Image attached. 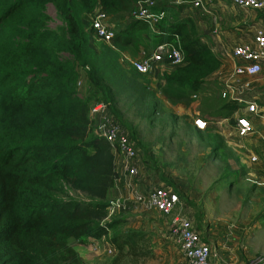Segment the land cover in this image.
<instances>
[{"label": "trees", "instance_id": "1", "mask_svg": "<svg viewBox=\"0 0 264 264\" xmlns=\"http://www.w3.org/2000/svg\"><path fill=\"white\" fill-rule=\"evenodd\" d=\"M146 1L0 0V264H83L70 239L87 244L107 237L120 254L126 248L138 254L149 240L142 230H125L124 216L108 217L118 179L116 155L94 132L90 114L95 104L104 103L122 118L119 96L129 90L150 114L160 105L150 99L155 92L149 83L137 86L142 73L134 67L136 73L128 72L120 63L119 46L143 44L151 52L159 43L172 42L183 60L160 69L162 95L178 102L194 94L207 99L218 94L204 110L208 126L221 113L232 116L235 106L221 94L225 85L215 80L216 87L210 86L221 56L202 40L192 18L163 19L154 28L136 18L134 12ZM48 3L62 18L58 30L49 25ZM96 10L108 17L130 16L124 28H114L112 43L99 48L92 44L93 28L85 24ZM145 31L154 38L152 46ZM81 76L98 101L81 96ZM149 160L144 166L151 165Z\"/></svg>", "mask_w": 264, "mask_h": 264}, {"label": "rangeland", "instance_id": "2", "mask_svg": "<svg viewBox=\"0 0 264 264\" xmlns=\"http://www.w3.org/2000/svg\"><path fill=\"white\" fill-rule=\"evenodd\" d=\"M216 1L209 11L192 4H182L180 7L181 4L177 5L175 0H156V6L169 10L165 22L192 18L199 36L214 50L216 47L212 37L222 34L223 30L230 34L227 40L234 42L239 37L253 38L255 27H264V11L225 7L226 3L230 4L227 0ZM224 7L226 9L223 10ZM46 12L50 17V27L60 29L62 18L52 3L47 4ZM92 17L89 15L85 18L88 29ZM129 18L127 13L108 17L107 24L116 31L121 30ZM252 18L262 19L258 21L261 24L253 25L256 22ZM143 34L148 37L149 46H152L153 36L148 31ZM93 36L94 47L99 48L106 43L95 34ZM146 48L143 44L139 47L134 44L119 46L120 63L128 72L136 73L132 61L149 53L148 50L146 53L141 50ZM161 68L171 67L164 61L159 62L153 71L141 74L142 77L138 78L141 85L137 82L141 89L143 84L149 83L150 90L155 92L150 99L160 100L156 112L150 114L145 103L136 101L130 90L128 93L122 91L119 107L123 117L119 120L124 123L131 138L132 134L135 135L136 140H132L144 163L145 159H151L150 166L145 164L151 179L179 186L181 198L185 197L181 201L189 216L202 236L211 241L218 256L221 254L224 264H232L235 259H238L237 264H246L249 260L264 263V172L260 168L264 162V151L260 150L264 148L263 141L255 134L238 138L231 118L228 120L225 117L226 113L219 114L215 124L200 129L201 132L195 130L194 118H206L207 112L204 110L211 108L218 94L208 99L191 95L175 102L161 93L164 86L159 78ZM263 76L264 69L257 79ZM80 80L78 88L81 96L87 97L90 102L98 101V96H94L95 90L85 78L81 76ZM210 80V86L215 88L213 83L216 79ZM211 135L220 136L214 142L209 140ZM253 152L259 156V161L251 165ZM121 215L128 220L125 230L134 228L146 233L149 238L146 245L138 254L128 253V248L120 254L107 237L91 239L87 244L70 239L80 253L83 264H184L177 240L170 231V216L139 206L123 209L117 213V216Z\"/></svg>", "mask_w": 264, "mask_h": 264}, {"label": "built area", "instance_id": "3", "mask_svg": "<svg viewBox=\"0 0 264 264\" xmlns=\"http://www.w3.org/2000/svg\"><path fill=\"white\" fill-rule=\"evenodd\" d=\"M182 0H177L180 3ZM196 8L209 11L216 0H187ZM230 4L243 10H264V0H227ZM156 0H147L146 6L134 12L136 18L149 22L152 28L167 15L164 10H156ZM108 15L96 10L91 20L94 34L107 43H112L115 30L107 24ZM146 53L145 49H142ZM148 52V51H147ZM132 61L133 67L142 74L150 73L157 63L169 60V67L180 64L183 53L172 42H162L153 51ZM235 62L233 83L225 85L221 94L223 98L235 106L232 116L233 129L238 138H247L255 134L257 120L264 121V86L256 81L258 74L264 69V27L256 26L252 42L235 44L228 54ZM222 83V82H221ZM196 97V94L193 95ZM94 132L104 137L113 147L116 155L117 181L131 190L139 181L145 168L139 150L136 148L126 126L111 112L104 103L95 104L91 109ZM231 120V119H230ZM194 123L199 129L208 127L202 117H195ZM259 161L257 154H252L253 164ZM264 172V167H263ZM116 185V184H115ZM119 188V187H118ZM135 203V204H134ZM141 207L147 210H158L170 216V231L176 238L179 248L187 264H216L212 247L204 240L196 228L194 220L184 209L181 198L171 187L156 181L142 190L134 191L133 197H115L110 199L108 217L116 215L123 209ZM246 264H264L257 260H249Z\"/></svg>", "mask_w": 264, "mask_h": 264}, {"label": "crops", "instance_id": "4", "mask_svg": "<svg viewBox=\"0 0 264 264\" xmlns=\"http://www.w3.org/2000/svg\"><path fill=\"white\" fill-rule=\"evenodd\" d=\"M219 3H220V1H219ZM177 4H179V3H177ZM229 5H228V3H226L224 6L225 7L234 8V5H230V6ZM225 7L223 8V10L226 9ZM253 15H254V13H253ZM252 20L256 22L253 25L261 24L258 21H262V19L255 20L254 18H252ZM221 30H223L222 27H221ZM226 32H228V31H224L223 30L222 34H217V36H213L212 37V41L215 43V47H216V50H214V48H213V51H215L216 53H219L218 55L221 56L223 62H222V65L220 66V68L209 79H216V80H218L219 82H222V83H233L234 80H235V74H234L235 62L232 59L229 58L228 54L230 53L231 49L233 48V46L235 44L252 42L253 38L246 39V38L239 37V39H234V42H233L231 40H227L228 39L227 37H230V34H228ZM235 37H236V34H235ZM256 81H259V83L264 86V76L262 77V79H257L256 78ZM256 123H257L256 124L257 131H256L255 135H257L259 140H262L263 141L262 143H264V121L257 120ZM260 150L264 151V148H262ZM255 153L253 152V154H255ZM250 164L252 165L253 163L250 161ZM262 164H263V166L260 167V168L263 170L264 162ZM147 169H148L147 167H145V169L143 168L141 177H140L139 181L136 183V185L134 186V188L132 190L129 187H125L124 185L122 187L121 186L122 182L121 181H117L116 185L112 189L111 198H115V197H118V196H121V197H133L134 191L142 190L147 185L154 183V181L150 177L151 176L150 173H148L146 171ZM250 173L252 174L253 171H250ZM260 174L263 176V172H261ZM167 185L169 187H171L173 190L179 191L180 194L179 193L178 194H179V196L181 198V190L179 189V186L177 184H167ZM184 198L185 197L181 198V200H184ZM183 203L184 202H182V204ZM183 207H184V204H183ZM184 209H185V207H184ZM185 210L188 212L187 209H185ZM206 242L212 247L213 259L216 262V264H224V260L221 258V254H220V256H218V253L215 252L214 246L212 245L211 241H209V239L207 238ZM237 261H238V259H235L232 264H237ZM184 264H187V261H186L185 257H184ZM229 264H231V263H229Z\"/></svg>", "mask_w": 264, "mask_h": 264}]
</instances>
